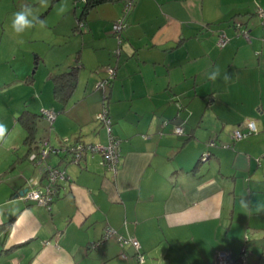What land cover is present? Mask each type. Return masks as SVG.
I'll use <instances>...</instances> for the list:
<instances>
[{
	"label": "crops",
	"instance_id": "0c3cea01",
	"mask_svg": "<svg viewBox=\"0 0 264 264\" xmlns=\"http://www.w3.org/2000/svg\"><path fill=\"white\" fill-rule=\"evenodd\" d=\"M123 1L99 0L83 14L90 34L99 35L101 22L103 36L91 38L90 59L77 51L78 79L65 102L54 97L52 80L37 93L33 73L24 79L8 55L0 58V88L27 83L37 99L22 110L39 109L34 142H24L14 113L0 141V264H137L134 247L120 245L118 235L137 238L142 264H218V251L230 264H264V210L256 211L264 205V160L256 162L264 153V24L257 13L264 0H133L126 13ZM120 16L126 27L119 42L112 22ZM7 64L13 76L4 77ZM109 65L115 76L103 90L96 83ZM215 67L221 76L205 79ZM103 107L119 139L117 172L100 164L98 152L79 162L50 153L45 162L67 175L57 198L50 208L23 199L29 177L43 182L29 159L43 141L107 142L96 118ZM41 108L54 109L55 119ZM248 120L256 130L233 139L232 130L245 131ZM177 125L183 134L174 132ZM108 226L115 234L94 245Z\"/></svg>",
	"mask_w": 264,
	"mask_h": 264
},
{
	"label": "rangeland",
	"instance_id": "374dc122",
	"mask_svg": "<svg viewBox=\"0 0 264 264\" xmlns=\"http://www.w3.org/2000/svg\"><path fill=\"white\" fill-rule=\"evenodd\" d=\"M83 4L82 0H0V58L8 55L13 70H16L22 78L33 73L37 82V93L45 87L51 88L48 72L64 70L75 64L77 51L82 52V56L86 59L87 56L92 55V51H95L90 47L92 41L103 36L101 22L95 26V31L99 35H91L95 34L93 30L90 34V30L84 24L80 26L84 22L83 19L76 21ZM25 5L33 9L36 17L46 12L43 19L39 20L44 22V26L41 27L36 23L32 29L17 35L10 28V20L12 14ZM123 6L124 4L122 9ZM95 21L98 22L99 19L95 18ZM76 25L78 27L73 30ZM116 48L115 44L110 51H116ZM89 64L92 63L87 61L88 66ZM9 66L10 64H7L4 77H9L11 73L13 76L15 72L10 71ZM2 75H4V67L0 66V80ZM2 89L0 88V115L5 116L3 124L12 127L9 120L12 114L18 116L20 110L25 108L23 106L25 103L32 107V99L37 98H33L35 93L33 94V89L27 83L20 82L8 89ZM27 95L29 97L24 100ZM30 109L36 113L39 110L37 106Z\"/></svg>",
	"mask_w": 264,
	"mask_h": 264
},
{
	"label": "built area",
	"instance_id": "2783aa9c",
	"mask_svg": "<svg viewBox=\"0 0 264 264\" xmlns=\"http://www.w3.org/2000/svg\"><path fill=\"white\" fill-rule=\"evenodd\" d=\"M86 0H82L85 2ZM124 8L123 11L126 13L132 6L133 0H124ZM257 13L261 19V23L264 24V7H260L257 9ZM83 23L80 24L82 26ZM126 27V21L124 20V16H120L116 18L112 22V31L113 33L119 38L118 41L120 42V36L122 30ZM237 32L242 34L245 38H249L248 32L245 28L242 27L240 23H236ZM227 43V37L224 34H221L218 38L217 44L219 46H223ZM119 52V48L115 51L117 54ZM115 76V67L114 66H107L106 67V75L102 77L96 83V86L105 89L109 84L110 81ZM180 108V105H178ZM40 114L43 115L48 121L52 122L57 112L53 109L49 108H41ZM96 118L99 119L103 125L106 127L108 140L105 144L101 143H88L80 140H75L73 142H67L64 139V143L61 146L55 147L51 145H47L45 141L42 142L41 145L37 147V149L32 150L29 154L30 161L40 167L41 169V176H43V182L41 181V177L38 175L35 177H29L26 181V188L21 193V197L23 199L31 200L37 202L40 205H44L47 208H50L51 204L57 198L58 193V185L61 180L67 178V175L64 169L45 162L46 157L50 153L64 152L67 153L70 157L72 162H77L82 157L85 151L91 152H99L101 154V161L100 163L106 167L107 170L112 171L113 173L117 172V166L119 162V141L111 135L110 132V115L108 109L103 107L100 111L97 112ZM256 130L253 120H248L246 122V130L243 131L241 129L235 128L231 132V136L233 139H239L243 136H246ZM174 132L178 134H183L184 130L183 127L177 125L174 127ZM212 143V142H211ZM209 156V152H205L202 156L203 159H207ZM264 160V153L256 157V162L259 165ZM42 182V183H41ZM115 234V230L112 227H106L103 230V233L100 239L94 243L97 245L102 243L106 239L112 237ZM116 240L120 245L130 244L135 249V256L137 259V264H142L144 261V255L140 249V243L134 236H122L118 235ZM245 258H243V261ZM216 261L218 264H230L231 260L227 252L225 251H218L216 254Z\"/></svg>",
	"mask_w": 264,
	"mask_h": 264
},
{
	"label": "trees",
	"instance_id": "16d2710c",
	"mask_svg": "<svg viewBox=\"0 0 264 264\" xmlns=\"http://www.w3.org/2000/svg\"><path fill=\"white\" fill-rule=\"evenodd\" d=\"M98 1L99 0H86L85 2H83L84 6L81 10L80 15L77 17V22L81 21L82 16L85 13L86 9L91 4L98 2ZM76 27H78V25H76ZM80 66H81V64L79 63L78 57H77L76 63L74 65H71L70 67H68L67 69H65L63 71L49 74V78L52 80V83H53V95L57 100H59L61 102H65L71 96V94L75 88V85L77 83L78 71H79ZM35 117H36V114L34 112H31L29 110L24 109L18 114V116L16 118L17 121L20 123V125L26 131L24 142L27 143L28 145H30L35 140V132L37 130V120L35 119ZM110 120H111V118H110ZM98 121L102 124V126H104L103 123L99 119H98ZM110 127H111V121H110ZM110 132H111V128H110ZM111 135H112V132H111ZM114 138L117 139L116 137H114ZM117 140L119 141V139H117ZM88 143H90V142H88ZM30 149H32V147H30ZM88 153L94 154L97 152H91L89 150L85 151L84 154L82 155V157L79 159V161ZM64 154L67 156V160L72 162L70 157L68 156V154L67 153H64ZM79 161H77V162H79ZM100 161H101V154H100ZM102 166L106 169V167L104 165H102ZM102 243H99L98 245H100Z\"/></svg>",
	"mask_w": 264,
	"mask_h": 264
},
{
	"label": "clouds",
	"instance_id": "9594fccd",
	"mask_svg": "<svg viewBox=\"0 0 264 264\" xmlns=\"http://www.w3.org/2000/svg\"><path fill=\"white\" fill-rule=\"evenodd\" d=\"M36 23H39L41 27L44 26L43 21H39L38 18L34 15L33 9L30 6L25 5L18 11L12 14L10 20V28L13 33L19 35L24 33L26 30L32 29ZM221 76L219 67L210 68L209 71L204 73V78L215 82ZM230 76L224 74L223 80L225 83L229 82ZM7 132V127L5 124L0 123V141L4 140L5 134ZM242 207L246 210L249 209V204L246 201H241ZM264 210V205L257 204L256 211Z\"/></svg>",
	"mask_w": 264,
	"mask_h": 264
},
{
	"label": "water",
	"instance_id": "95a60500",
	"mask_svg": "<svg viewBox=\"0 0 264 264\" xmlns=\"http://www.w3.org/2000/svg\"><path fill=\"white\" fill-rule=\"evenodd\" d=\"M202 161H205L206 159H203V157L201 158Z\"/></svg>",
	"mask_w": 264,
	"mask_h": 264
}]
</instances>
